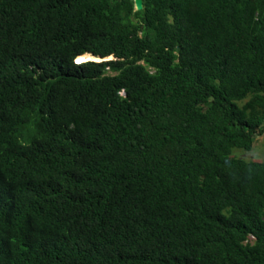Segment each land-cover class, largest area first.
Segmentation results:
<instances>
[{
  "label": "trees",
  "instance_id": "1",
  "mask_svg": "<svg viewBox=\"0 0 264 264\" xmlns=\"http://www.w3.org/2000/svg\"><path fill=\"white\" fill-rule=\"evenodd\" d=\"M263 139L264 0H0V264H264Z\"/></svg>",
  "mask_w": 264,
  "mask_h": 264
},
{
  "label": "rangeland",
  "instance_id": "2",
  "mask_svg": "<svg viewBox=\"0 0 264 264\" xmlns=\"http://www.w3.org/2000/svg\"><path fill=\"white\" fill-rule=\"evenodd\" d=\"M88 58H85L86 61ZM233 157H237L245 162H258L264 163V139L257 141L253 151L245 152L241 150H235Z\"/></svg>",
  "mask_w": 264,
  "mask_h": 264
},
{
  "label": "water",
  "instance_id": "3",
  "mask_svg": "<svg viewBox=\"0 0 264 264\" xmlns=\"http://www.w3.org/2000/svg\"><path fill=\"white\" fill-rule=\"evenodd\" d=\"M135 6L138 10L143 8V0H135Z\"/></svg>",
  "mask_w": 264,
  "mask_h": 264
},
{
  "label": "bare ground",
  "instance_id": "4",
  "mask_svg": "<svg viewBox=\"0 0 264 264\" xmlns=\"http://www.w3.org/2000/svg\"><path fill=\"white\" fill-rule=\"evenodd\" d=\"M85 58L79 59V61H84Z\"/></svg>",
  "mask_w": 264,
  "mask_h": 264
},
{
  "label": "clouds",
  "instance_id": "5",
  "mask_svg": "<svg viewBox=\"0 0 264 264\" xmlns=\"http://www.w3.org/2000/svg\"><path fill=\"white\" fill-rule=\"evenodd\" d=\"M87 60H88V59H87ZM87 60H86V61H87ZM83 62H85V61H83Z\"/></svg>",
  "mask_w": 264,
  "mask_h": 264
}]
</instances>
